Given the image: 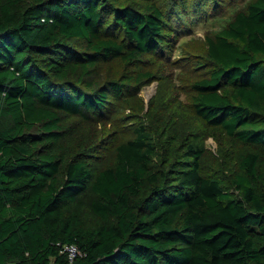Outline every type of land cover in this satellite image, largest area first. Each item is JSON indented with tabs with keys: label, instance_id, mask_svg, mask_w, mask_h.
Segmentation results:
<instances>
[{
	"label": "trees",
	"instance_id": "16d2710c",
	"mask_svg": "<svg viewBox=\"0 0 264 264\" xmlns=\"http://www.w3.org/2000/svg\"><path fill=\"white\" fill-rule=\"evenodd\" d=\"M130 1L0 0V118H10L0 125V264H264L260 151L236 155L229 183L218 168L203 171L200 143L138 121L102 166L87 160L96 114L148 75L98 79L94 68L119 59L132 69L165 38L158 2ZM205 40L195 111L264 145V0H248ZM65 244L82 255L71 260Z\"/></svg>",
	"mask_w": 264,
	"mask_h": 264
},
{
	"label": "rangeland",
	"instance_id": "374dc122",
	"mask_svg": "<svg viewBox=\"0 0 264 264\" xmlns=\"http://www.w3.org/2000/svg\"><path fill=\"white\" fill-rule=\"evenodd\" d=\"M154 1L165 12V38L159 48L142 53L132 69L119 59L102 61L94 68V76L98 79L120 75L127 68L129 73L136 75L145 71L148 75L133 82L130 91L124 88L116 99L109 97L105 108L96 114L87 130V142L95 146L87 160L95 167L102 166L120 135L129 134L132 122L145 121L153 130L161 122L160 127L170 125L172 130L178 131L179 144L200 143L205 149L203 171L218 168L230 183L236 155L254 149L264 158V145L244 143L208 125L195 111L189 91L205 66L199 62L204 59L206 34L227 25L248 0H131L130 3L146 10ZM122 2L109 0L108 7L122 5ZM68 43L81 50L86 46L80 38L69 39ZM92 78L93 75L89 80ZM9 122V117L0 118V125Z\"/></svg>",
	"mask_w": 264,
	"mask_h": 264
},
{
	"label": "built area",
	"instance_id": "2783aa9c",
	"mask_svg": "<svg viewBox=\"0 0 264 264\" xmlns=\"http://www.w3.org/2000/svg\"><path fill=\"white\" fill-rule=\"evenodd\" d=\"M62 251L66 252L71 260L78 255H82L81 249L75 244H65L62 248Z\"/></svg>",
	"mask_w": 264,
	"mask_h": 264
}]
</instances>
